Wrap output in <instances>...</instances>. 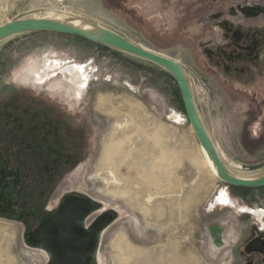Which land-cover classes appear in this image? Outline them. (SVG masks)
Returning a JSON list of instances; mask_svg holds the SVG:
<instances>
[{"label": "rangeland", "instance_id": "1", "mask_svg": "<svg viewBox=\"0 0 264 264\" xmlns=\"http://www.w3.org/2000/svg\"><path fill=\"white\" fill-rule=\"evenodd\" d=\"M255 3L0 0V25L76 14L175 60L190 78L199 114L229 170L258 175L264 171V57L246 65L243 78L233 69L228 80L202 44L209 32L220 41L221 32L211 28L220 21L261 29L264 17L230 16ZM216 15L222 16L218 22ZM68 67L84 70L82 90L63 72ZM21 122L38 127L22 132ZM0 127L5 138L18 133L16 144L7 145L29 183L27 208L39 218L70 195L94 206L88 227L112 215L100 259L91 264H245L248 243L264 240V187L236 188L212 177L176 81L148 61L67 35L7 40L0 44ZM118 148L114 158L122 162L110 166L108 150ZM127 151L131 156L123 159ZM110 172L120 188L111 184ZM153 175H160L161 186ZM224 192L230 202L222 204ZM28 217L0 216V264L48 263L44 249L29 241L35 218ZM253 262L264 264V256Z\"/></svg>", "mask_w": 264, "mask_h": 264}, {"label": "flooded vegetation", "instance_id": "2", "mask_svg": "<svg viewBox=\"0 0 264 264\" xmlns=\"http://www.w3.org/2000/svg\"><path fill=\"white\" fill-rule=\"evenodd\" d=\"M251 1L257 3L246 5L245 7L239 6L237 12L232 9L230 16L239 17L241 15L247 20H257L260 17H264V6L261 5V3H264V0ZM221 18V15H216L214 20L218 22ZM245 27L241 23L220 21L216 26L214 24L211 26L214 32H217V30L219 33L221 32L220 41L209 32V38L202 42L206 58L214 63L216 67L221 68L228 80L232 77L233 69L236 70L240 78H243L242 75H247V68L245 66L259 64L263 60L262 57H264V24H261V29L251 25L246 29ZM249 69L251 68L249 67ZM20 125L19 131L22 132L38 127V125L27 126L24 122H21ZM1 132L0 127V216L14 217L21 214L23 218L24 215H28L29 217L25 219L31 220L30 215H32L35 218V224H33V230L29 233V239L42 240L47 244L54 242V233H56L59 223L66 222L68 225L75 226L76 222L80 223L82 216L85 214L84 212H87L84 220L87 219L88 222L92 213L89 210V203L86 199L74 195L65 197L55 211L45 215L43 218H39L36 210L31 211L27 208L30 203L26 199V194L28 193L26 188H30L29 183L24 179L25 174L22 172V168L16 164L13 152L10 150L11 146L7 145L11 142L15 143L18 133L13 132L9 138H5ZM5 132H9V130L7 129ZM23 165L27 167L26 164ZM31 170L33 169L31 168ZM227 196L229 198L228 202H230L228 193ZM257 214L259 217L262 216V212ZM96 223L90 227L85 225V229H92ZM261 223L264 224L263 221ZM40 228L44 230L38 234L39 237L36 234L33 238L32 235ZM37 244L40 245L39 242ZM246 253L249 259L245 264H255L253 261L257 257L264 256V240H252L246 246ZM74 257L76 260L75 264H79L82 261L83 253L81 251L74 252Z\"/></svg>", "mask_w": 264, "mask_h": 264}, {"label": "water", "instance_id": "3", "mask_svg": "<svg viewBox=\"0 0 264 264\" xmlns=\"http://www.w3.org/2000/svg\"><path fill=\"white\" fill-rule=\"evenodd\" d=\"M84 19L93 25V29L77 28L71 25L70 22H60L48 18L18 19L0 25V43L31 33L67 35L140 58L162 68L176 81L187 119L200 146L216 167L218 179L228 186L236 188L259 189L264 187V172L256 178H242L234 175L224 163L199 114L190 78L178 62L137 46L94 20L85 17ZM89 205L91 206L92 204L89 203ZM84 213L80 223L76 222L75 226L68 225L66 222L59 223L57 231L54 233L55 238L53 243L47 244L42 240L29 239L31 243L37 244L39 242V246L48 252L49 261L47 264H75L74 252L78 251L83 253L82 261L79 264H90L95 260V250L99 235L111 223L113 217L112 215H105L92 229L86 230L83 222L87 212ZM43 230V228H40L34 235L37 234L39 237L38 234Z\"/></svg>", "mask_w": 264, "mask_h": 264}, {"label": "bare ground", "instance_id": "4", "mask_svg": "<svg viewBox=\"0 0 264 264\" xmlns=\"http://www.w3.org/2000/svg\"><path fill=\"white\" fill-rule=\"evenodd\" d=\"M86 18V17H85ZM48 19H52V20H57V21H60V22H70L71 25H73L74 27H77V28H82V29H86V30H91L93 29V25L90 24L89 22L85 21L84 17L83 16H80V15H76V14H62L60 15L59 17H55V16H52L51 17H48ZM1 44V43H0ZM148 50V49H147ZM59 65H57L58 67ZM63 72L67 73L69 76H70V81L74 84V86L78 89V90H82L86 84H87V79L84 77V70L80 67H68V68H65L63 70ZM45 72H42L40 75V79L41 80H44L45 78ZM81 92V91H80ZM82 93V92H81ZM175 119L174 120H179L180 119V116H175L174 117ZM204 123V122H203ZM119 125V124H118ZM125 125V124H123ZM122 125V126H123ZM118 127V126H117ZM120 128H121V125H120ZM127 128V127H126ZM125 128V129H126ZM119 129V127H118ZM123 129V128H122ZM116 132V131H115ZM114 148V147H113ZM125 149V148H123ZM200 149H201V154H202V160H203V163L204 165L208 168L210 174L212 175L213 178H218L217 176V170H216V167L214 166L212 160L208 157V155L205 153V151L202 149V147L200 146ZM120 150L121 148H118V149H115L114 151L112 149L108 150V163L110 166H113V167H116L119 163L122 162V159H116L114 158V155L116 154H120ZM131 152H124V156L122 157L123 159H126L129 157V154ZM131 156V154H130ZM264 172V171H263ZM262 172V173H263ZM111 175H112V180H111V184L113 183L114 185H117L119 188H120V182L118 181V179L115 177V174L114 172H110ZM262 173L258 174V175H252V176H243V175H237V174H234L238 177H242V178H247V179H251V178H256L257 176L261 175ZM163 174V173H162ZM138 175V173H137ZM154 179H157V186H161V181H160V175H153ZM168 177V176H167ZM166 178V177H165ZM169 178V177H168ZM142 180V179H141ZM143 181V180H142ZM170 185V183H169ZM124 189V188H122ZM112 194H118L120 193L121 195L123 196H126L125 192L121 191V192H114V191H111ZM145 193V192H144ZM148 199L149 201L151 200L150 196H148ZM218 199V198H217ZM229 200L228 196H227V193L224 192L222 194H220V197H219V201L224 204V203H227ZM136 201V200H135ZM219 203V202H218ZM220 204V203H219ZM92 205L89 206V210L90 212H92ZM89 217V216H88ZM84 225H87V219L84 220L83 222ZM105 231L106 229H104L100 235H99V239H98V242H97V247H96V250H95V255H96V259H100L99 257V249H100V245H101V240L105 234ZM35 235H32V237L34 238ZM44 251L46 253H48L45 249Z\"/></svg>", "mask_w": 264, "mask_h": 264}, {"label": "trees", "instance_id": "5", "mask_svg": "<svg viewBox=\"0 0 264 264\" xmlns=\"http://www.w3.org/2000/svg\"><path fill=\"white\" fill-rule=\"evenodd\" d=\"M97 46H99V45H97ZM99 47H102V48H105V49H109V48H107V47H103V46H99ZM183 103V102H182Z\"/></svg>", "mask_w": 264, "mask_h": 264}, {"label": "crops", "instance_id": "6", "mask_svg": "<svg viewBox=\"0 0 264 264\" xmlns=\"http://www.w3.org/2000/svg\"><path fill=\"white\" fill-rule=\"evenodd\" d=\"M207 129V128H206ZM221 156V155H220Z\"/></svg>", "mask_w": 264, "mask_h": 264}]
</instances>
